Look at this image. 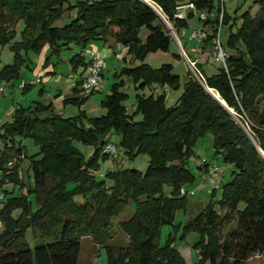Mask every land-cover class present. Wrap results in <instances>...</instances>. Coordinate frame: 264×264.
Segmentation results:
<instances>
[{
	"label": "trees",
	"instance_id": "trees-1",
	"mask_svg": "<svg viewBox=\"0 0 264 264\" xmlns=\"http://www.w3.org/2000/svg\"><path fill=\"white\" fill-rule=\"evenodd\" d=\"M148 1L167 19L175 34L187 26L185 16H175L180 3L192 2L196 9L206 12V20L199 16L205 31L201 44L217 54L219 38L226 54L221 59L222 66L209 73L195 55L192 62L202 80L187 69L183 90L168 107L163 95L139 96L141 120L128 116L115 90L101 100L105 112L88 117L87 125L83 123L84 112L67 117L56 112L52 103L33 101L17 106L12 120L0 127L4 143L0 149V182L20 181L18 166L23 151L15 139L33 137L39 150L30 158L32 185L28 191L35 207H30L24 194L8 198L0 207L4 225L0 231V264H78L81 238L89 236L96 245L105 244L111 238L110 218L132 203L130 215L119 222L127 243L107 245L106 264H186L172 235L162 246L157 238L160 227L187 206L188 199L180 193L183 184L193 178L187 159L193 154L196 140L207 134L213 137L216 153L235 169L231 180L221 185L220 212L216 203L210 202L184 224L185 232L201 231L193 246L200 256L194 264H246L254 254H264V156L259 149L264 151V0H260V10L255 15L244 13L237 31L233 26L238 19L225 9L220 19L221 6L212 15L213 0ZM67 12L74 15L68 22L55 25ZM185 15L193 17V9ZM19 19L24 20L22 38L11 45L14 59L1 68L0 80L19 78L25 61L22 51L26 55L39 54L47 46L46 65L70 43L82 48L89 41L111 40L141 60L123 67L136 86L178 84L179 70L172 63L154 68L144 62L148 53L166 52L173 40L163 19L144 0H0V44L10 40ZM226 25L230 30L228 49L220 38ZM69 59L75 71L79 66L83 69L76 83L80 89L91 59L85 61L81 51ZM24 83L23 89L28 90L29 84ZM207 86L219 94L227 107ZM93 92L79 98L66 97L63 105L71 102L79 106ZM112 130L120 135V144L128 155L147 152L149 161L143 172L134 168L109 172L112 184L106 186L93 171L101 159L110 155L102 149ZM7 138L16 143L13 150L6 147ZM75 140L93 146L92 154L84 157L74 146ZM10 160L12 165L8 166ZM164 183L172 187L169 195L162 192ZM17 207L22 211L13 218L11 210ZM28 228L34 240H54L30 248L25 238Z\"/></svg>",
	"mask_w": 264,
	"mask_h": 264
},
{
	"label": "rangeland",
	"instance_id": "rangeland-1",
	"mask_svg": "<svg viewBox=\"0 0 264 264\" xmlns=\"http://www.w3.org/2000/svg\"><path fill=\"white\" fill-rule=\"evenodd\" d=\"M213 3L214 9L212 15L217 12L219 6H221V8L223 6L227 14L232 17L235 16L238 19L237 23L233 26V31H237L238 27L242 24L244 13L246 11H249V14L255 15L260 10L261 4L260 0H213ZM186 11L187 10H183L184 13ZM193 12V17H190L189 19L185 15V18H187V26L178 29L176 34V36L178 35L177 41L173 38L166 52L157 51L148 53L144 57V62L148 63L154 68L159 67L162 65V63H172L174 67L179 70L178 72L180 74L177 86H136L132 75L126 71H123V67L139 64L141 60L128 53L125 46H117L116 44L108 45L107 43H104L100 40L89 41L82 48L75 43H70L69 47L62 49L58 55H53L51 58V63L46 65H44V51L43 53L41 51L39 54H35V52H28V55L22 51L21 54L25 61L20 67L19 75L22 76L24 73H26L28 77L21 78L19 76L17 79L12 78L6 80L3 78L0 80V88H3V92L0 93V127L3 123L12 120V114L15 112L17 106H26L44 96V104L48 103L50 99H53L56 108H58L60 111H58V113H61L64 116L74 117L78 114L80 115L81 112H84L86 115L84 114L83 116V123L86 125L88 122V117L100 116L105 112V109L101 106V100L105 98L106 94L114 92V90L117 91L120 103L123 105L125 112L134 120H141L143 117L142 112L137 108V99L139 96L147 97L148 95H152L153 97H156L157 95H163L165 106L168 107L173 105L180 96L183 90L184 82L187 80V69L192 71L196 78H202L201 73L196 70L195 64H193L195 62L192 63V59L195 55L198 57L196 60L199 63L204 64L205 69L209 73L217 71L222 66L221 58L218 56V54H216V52L213 54L212 48L204 49L202 47L201 40L192 36L193 30L195 28H202L199 14H201L203 10L193 9ZM73 15L74 12H71V14H68V12L65 13L61 19L55 22V25L59 26L64 22H68L70 16ZM231 23H233V20H231ZM23 27L24 20L19 19L16 23L14 34L10 40L6 43L0 44V70L5 64L12 63L14 59V51L11 50V45L16 41L21 40V31ZM207 29L212 31V29L209 27H207ZM229 34V25L223 26L221 29L220 38L225 47ZM140 35L143 37L144 33L141 31ZM239 45L240 43H238V46ZM240 46L244 47L242 45ZM44 48L47 52L49 51L47 46ZM44 48L42 50H44ZM180 48H182L183 51H181ZM79 51L82 52L85 61H88L94 57H102L104 59L102 77L98 83L99 89L96 88L97 91L95 90L79 106L68 102V104H65L67 106L63 109L64 98L83 97V94L75 81L77 73L81 72L83 69L81 66H79L75 71L73 69V63L69 59L71 55ZM214 56H216L217 59L214 58ZM36 70L41 72L39 74L43 76L46 81L36 83L31 81V83L35 84H32L28 90H24L22 87H20V80L34 76L35 73L33 72ZM50 70L53 71L51 72ZM41 87L44 90L42 92H40ZM56 87L59 89H57V92L54 93ZM5 110H7L8 113L5 114ZM5 140H7L8 143L6 147L13 150L16 143L8 138ZM15 140L21 145L23 151L18 166V176L20 181L17 183L9 180L0 182V207L8 200V198L17 197L24 194L27 198V201L30 202V207L34 208V197L28 191V188L32 185V178L29 174L30 171L28 170V167L31 155L36 154V152L39 150V145L31 136H21L17 137ZM108 141L116 146V153L101 159L99 161V165L93 171L97 179H103L105 181L106 186L112 184V180L108 176L109 172H112L116 169L134 168L140 172H143L146 169L149 161V154L147 152H139L131 156L128 155L123 145L120 144V135L113 130L111 131V134L108 135ZM3 144V140L0 138V149L3 148ZM74 146L78 148L86 158L92 154L94 150L93 146L83 144L77 140L74 141ZM36 157H38V155ZM214 165H219L221 170L219 172H214L212 170ZM187 168L189 169L190 173L193 174V178L187 180L183 184V187L186 190L185 196L188 199L187 206L185 210L183 208L177 210L174 213L171 222L160 227L159 236L157 238L160 246L164 245L169 235L174 237V245H176L177 242L185 241V237L189 233H195V236H197V239H195L196 241L200 239L201 231L190 230L185 232L184 224L189 220V218L197 215L203 209V207H205L210 202H215L217 209L220 212L221 209L218 200H220L222 197L221 185L231 180L233 176V170L235 169L230 162L224 160L221 154L216 153L213 137L211 134L201 136L196 140L195 145L193 146V154L187 159ZM1 175L2 170L0 169V178ZM211 177L215 179V183L211 182ZM215 184L219 186L216 187ZM171 188L172 187L170 184L164 183L162 185V192L166 195H169L171 193ZM76 199L80 198L76 197ZM243 207L244 203L241 202L239 204V208L242 209ZM133 208L134 204L132 203L128 205L123 212L110 218L109 233L111 238L106 241L105 244L96 245L89 236H83L81 238L78 264H106L107 245H126V234L120 228L119 222L125 217H128ZM21 211L22 209L19 207L13 208L11 210V216L13 218H17ZM227 226L228 224L224 225V229ZM3 229L4 225L2 224L0 226V231ZM181 235H184V237L181 238ZM25 238L30 248H33L34 244L48 243L54 240L53 237L43 240H34L31 228L26 230ZM190 241H192V239H190ZM189 246L195 250V248L190 245V243ZM199 258L200 256L196 250L195 259H193V261L196 263L199 261ZM185 260H188V263L192 262L190 256H187ZM246 264H264V254H254L247 260Z\"/></svg>",
	"mask_w": 264,
	"mask_h": 264
},
{
	"label": "built area",
	"instance_id": "built-area-1",
	"mask_svg": "<svg viewBox=\"0 0 264 264\" xmlns=\"http://www.w3.org/2000/svg\"><path fill=\"white\" fill-rule=\"evenodd\" d=\"M222 1H225V0H222ZM192 9H196L194 3L189 2V1H185L183 3H180L177 6V11L178 12L175 14V16L178 17V18H183L185 16V13L183 12V10H192ZM221 9L222 10H221V14H220V19L222 20L223 12H224L223 6H222ZM199 16H200V18L202 20H206L208 14L206 12H202L201 14H199ZM192 36L197 38V39H199V40H201V39L204 38L205 34H204L202 29H194ZM215 47L218 50L217 51L218 56L221 59H224L226 54L223 51V48H222L221 43L219 41V38H218V40L216 42ZM193 64H195V63H193ZM103 65H104V60H103L102 57L91 58L90 63L87 66V74L83 78L82 83L80 85V89H81V92H82L83 95H88V94H90L91 92H93L97 88L98 83L100 82V79H101L100 73L102 71ZM199 79L202 80L200 77H199ZM35 82H40V78L37 77L35 79ZM24 84H25L24 80H21L20 83H19V86L23 88ZM2 92H3V88H0V93H2ZM102 152L112 155V154L116 153V146L113 143L108 142L107 144L104 145V147L102 149ZM12 161L13 160L8 161L7 165L8 166L12 165ZM212 170L214 172H219L221 170V167L219 165H214ZM211 182H213V183L216 182L213 177H211ZM215 185H216V187L219 186L217 184H215ZM180 193L181 194H186V191H185L184 187L180 188ZM1 225H2V222L0 220V226Z\"/></svg>",
	"mask_w": 264,
	"mask_h": 264
},
{
	"label": "crops",
	"instance_id": "crops-1",
	"mask_svg": "<svg viewBox=\"0 0 264 264\" xmlns=\"http://www.w3.org/2000/svg\"><path fill=\"white\" fill-rule=\"evenodd\" d=\"M188 11V10H187ZM186 13V12H185ZM105 43H107L108 45H117V46H121L120 44H118V43H113L111 40H108V42H105ZM107 44H105V45H107ZM43 51H44V53H43ZM46 50H45V48H44V50H42V53H43V57L45 56V54H46ZM51 72L53 71V70H50ZM33 73H35V75L34 76H30L29 78H25V79H23V80H25V82L27 83V84H29V88L32 86V84L34 85L35 83H31V81L32 82H35V79H36V77H40V82L41 81H46V79H44L43 78V76H41L39 73H41V72H38L37 70L35 71V72H33ZM85 73H83L82 75H81V77L84 75ZM21 78L22 77H28L27 76V74L26 73H24L22 76H20ZM28 79V80H27ZM44 79V80H43ZM80 79V72H78L77 73V76L75 77V81H76V83H77V81ZM22 80V79H21ZM20 80V81H21ZM42 83H44V82H42ZM45 86V85H44ZM28 88V89H29ZM41 89H42V91H44L43 90V88L41 87ZM57 89H59L58 87H56L55 88V91H54V93L55 92H57L56 90ZM97 89H99V86L97 87ZM97 89H95L96 91H97ZM59 91V90H58ZM45 99V96L44 97H42V98H40L39 100H37V101H39V102H42V103H44V100ZM48 101H49V98H48ZM48 103H52L53 104V108H54V110L56 111V112H58L59 111V109L58 108H56V105H55V103L53 102V99H50V101L48 102ZM47 104V103H46ZM29 105V104H28ZM58 106V105H57ZM67 105H63V109L66 107ZM59 107V106H58ZM8 110V109H7ZM7 110H5V114L6 113H8L7 112ZM60 112V111H59ZM1 116H4V115H1ZM194 237H196V238H194ZM190 239H192V241H190ZM195 239H197V236H195V233H189L186 237H185V241H180V242H177V244L175 245V247L177 248V250L181 253V255L183 256V258H184V260H185V258L187 257V256H190V259H192V262H190V263H188V260H185V263L186 264H194L195 262L193 261V259H195V252H196V250H194V249H192V247H190L189 246V243H190V245H192V246H194V244L199 240H195ZM127 243V237H126V235H125V244ZM193 255H194V257H193Z\"/></svg>",
	"mask_w": 264,
	"mask_h": 264
},
{
	"label": "water",
	"instance_id": "water-1",
	"mask_svg": "<svg viewBox=\"0 0 264 264\" xmlns=\"http://www.w3.org/2000/svg\"><path fill=\"white\" fill-rule=\"evenodd\" d=\"M144 1L147 2L149 5H151L153 7V9L158 13V15L163 19L164 23L167 25V27L169 29L170 34L173 36L174 40L177 41V36H176L175 32L173 31V28L171 27V25L168 23L167 19L148 0H144ZM180 50L183 51L182 48H180ZM207 89L212 93L213 96H215L223 105H225L227 107L226 102L220 98L218 93H216L213 89H211L208 86H207ZM228 109L231 111V113L235 114L234 110H232L229 107H228ZM259 149L264 156V151L260 147H259Z\"/></svg>",
	"mask_w": 264,
	"mask_h": 264
}]
</instances>
